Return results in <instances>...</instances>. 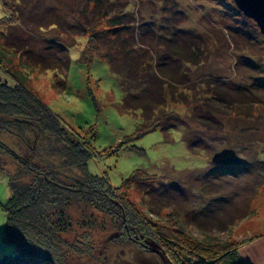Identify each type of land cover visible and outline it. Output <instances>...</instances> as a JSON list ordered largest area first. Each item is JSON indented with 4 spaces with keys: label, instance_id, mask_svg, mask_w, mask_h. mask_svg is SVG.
I'll return each instance as SVG.
<instances>
[{
    "label": "rangeland",
    "instance_id": "rangeland-1",
    "mask_svg": "<svg viewBox=\"0 0 264 264\" xmlns=\"http://www.w3.org/2000/svg\"><path fill=\"white\" fill-rule=\"evenodd\" d=\"M85 1L0 0V42L7 34L27 44L33 55L59 49L58 41L68 46L65 74L27 67L15 50L5 47L3 56L12 61V69L27 75L26 86L55 114L78 133L87 134L97 152L87 161V170L105 177L118 189L115 196L125 198L132 208L123 230L109 225L108 215L91 209L99 223L93 234L95 248H71L63 262L120 264L119 259H131L137 251L159 264H178L174 255L179 249L168 241L175 227L182 231L176 237L221 250L234 246L238 250L264 235V33L256 22L234 0H114L119 8L126 5L133 16L135 44H145L149 58L169 55L165 47L169 39L199 50L197 62L173 59L168 64H178V89L186 100L168 98L166 110L152 114L161 118L171 112L175 127L138 133L142 117L120 108L123 90L107 63L97 57L82 58L86 36H63L51 27L55 17L72 23ZM109 44L106 38L97 41L100 50ZM214 87L223 91L224 100L215 103L216 109L210 105L214 98L207 96ZM240 101L249 102L250 108L235 111L234 102ZM9 138L13 139L7 135L4 141L11 145ZM223 148L234 149L241 163H213L211 156ZM12 166L8 159L4 170L11 171ZM136 170L152 179L123 183ZM6 199V182L0 175V254H14L16 247L4 239ZM71 212L77 229L76 221L84 216L80 208ZM100 220L107 223L103 230ZM128 227L133 231L128 233ZM74 236L78 234L67 238L75 246Z\"/></svg>",
    "mask_w": 264,
    "mask_h": 264
},
{
    "label": "trees",
    "instance_id": "trees-1",
    "mask_svg": "<svg viewBox=\"0 0 264 264\" xmlns=\"http://www.w3.org/2000/svg\"><path fill=\"white\" fill-rule=\"evenodd\" d=\"M128 13L126 5L119 8L114 0H86L77 9L74 23L55 17L51 27L63 36H86L82 58L90 61L97 57L107 63L123 90L120 108L134 114L138 112L142 117L137 126L138 133L174 128L176 122L171 112L163 113L161 118L152 116L156 111L166 110L168 98L186 100V95L178 89L179 66L168 64L173 59L197 62L199 50L169 39L165 44L169 55L149 58L143 49L146 45L135 44L130 27L133 16ZM101 37L110 41L103 50L97 45ZM58 43L61 47L53 52L40 51L33 55L27 44L23 45L7 34L0 42V74L3 73V77L0 75V175L5 178L7 191L2 208L4 239L16 247L14 254H0V264H65L64 256L66 251L72 252L71 248L85 251L95 248L93 234L99 223L91 209L108 215L109 225L120 229L124 223L128 226V212L132 209L129 203L123 197H120L122 200L116 197L118 189L105 177L95 176L87 170V161L97 155L87 134L78 133L55 114L26 86L27 75L12 69V61L3 56L7 49L15 50L27 67L50 69L55 71L54 74L61 70L65 74L70 61L68 46L62 41ZM222 92L219 87H214L212 94L207 95L214 98V102L210 101L212 107L224 101ZM245 103L234 102V110L250 108V103ZM7 135L13 138H9L11 145L4 141ZM8 159L13 164L11 171L4 170ZM144 173L136 170L123 183L138 184L143 179H152ZM75 208H80L84 216L76 221V228L81 233L73 227L71 219V211ZM121 216H125V221ZM100 222L103 230L107 223ZM136 224L140 227L142 223ZM129 227L134 228L130 223ZM129 227L128 233L132 230ZM172 231L175 232L173 239L170 240L171 236L169 240L168 236L166 238L173 249H179L174 255L178 264H249L240 257L236 246L221 250L206 242L176 237V233L182 232L176 227ZM70 233L78 234L74 236L75 246L72 240L73 247L67 238Z\"/></svg>",
    "mask_w": 264,
    "mask_h": 264
},
{
    "label": "water",
    "instance_id": "water-1",
    "mask_svg": "<svg viewBox=\"0 0 264 264\" xmlns=\"http://www.w3.org/2000/svg\"><path fill=\"white\" fill-rule=\"evenodd\" d=\"M234 3L245 16L252 18L264 33V0H234ZM211 161L217 164L238 165L242 160L234 149L223 148L213 153ZM161 256L164 263L168 262L162 254ZM119 261L120 264H159L153 256L139 254L137 251L132 253L131 259H119Z\"/></svg>",
    "mask_w": 264,
    "mask_h": 264
},
{
    "label": "crops",
    "instance_id": "crops-1",
    "mask_svg": "<svg viewBox=\"0 0 264 264\" xmlns=\"http://www.w3.org/2000/svg\"><path fill=\"white\" fill-rule=\"evenodd\" d=\"M237 251L249 264H264V235L255 237Z\"/></svg>",
    "mask_w": 264,
    "mask_h": 264
},
{
    "label": "flooded vegetation",
    "instance_id": "flooded-vegetation-1",
    "mask_svg": "<svg viewBox=\"0 0 264 264\" xmlns=\"http://www.w3.org/2000/svg\"><path fill=\"white\" fill-rule=\"evenodd\" d=\"M153 244H154V243H153ZM153 244H152V245H153ZM156 249H157V247H156Z\"/></svg>",
    "mask_w": 264,
    "mask_h": 264
}]
</instances>
